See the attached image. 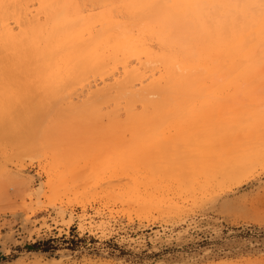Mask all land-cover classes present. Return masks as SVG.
Here are the masks:
<instances>
[{
  "label": "bare ground",
  "instance_id": "1",
  "mask_svg": "<svg viewBox=\"0 0 264 264\" xmlns=\"http://www.w3.org/2000/svg\"><path fill=\"white\" fill-rule=\"evenodd\" d=\"M207 23L212 24L209 27ZM191 25L201 32L204 42L197 43L193 31L190 37L184 33L173 38L172 27L183 33ZM8 51L20 64L27 87L37 88L42 98L38 105L32 103L27 116L15 105L5 108L3 101L0 133L12 132L14 138L27 135L31 139L40 132L44 119L50 117L52 121L50 112H54L53 121L42 134L41 142L48 152H55L48 141L65 130L68 122L97 121L99 104L113 101L116 107L109 114L112 121L124 118L155 123L149 149L171 141L183 145L192 142L194 148L188 151V160H181V167H173L180 160L176 149L179 144L173 149V163L158 167L159 171L169 172L171 180L186 182L191 188L199 176L214 170L212 158L219 157V149L226 155L224 160L238 147L248 152L252 142H258L260 127H264L259 97H251V108L247 110H243V102L236 101L237 95L248 93L246 89L264 84V0H0V54ZM10 82L0 86L8 98L14 91L9 90ZM80 85L87 89V99L73 104L69 94ZM171 93L170 98L163 95ZM156 95L163 98L150 99ZM66 96L63 108L59 99ZM241 131L249 139L242 144L237 142ZM235 137L232 144L227 142V138L230 141ZM143 144L137 150L140 154ZM57 151L58 147L50 163L53 170L60 168L58 161L63 162ZM114 160L113 165L123 159L120 156ZM146 160L139 163L148 164ZM244 165L246 162L224 167L222 173L229 176ZM146 166V170H153ZM64 179L59 175L58 182L51 186L58 189ZM142 179L138 176L133 181L139 189L144 185ZM151 195L139 191L131 196L144 203Z\"/></svg>",
  "mask_w": 264,
  "mask_h": 264
},
{
  "label": "rangeland",
  "instance_id": "2",
  "mask_svg": "<svg viewBox=\"0 0 264 264\" xmlns=\"http://www.w3.org/2000/svg\"><path fill=\"white\" fill-rule=\"evenodd\" d=\"M189 27L183 33L172 27L173 38L184 33L190 37L193 31L197 43L204 42L201 32L195 31L194 25ZM173 50H178V43ZM0 73V86L11 80L9 90H14L9 98L0 91V105L3 101L5 108L15 105L27 116L33 105L40 103L41 92L27 87V78L10 51L0 54ZM246 90L248 93L236 97L245 104L243 110L250 109L251 97L257 96L258 109L264 111V84ZM70 95L73 104H80L87 99V89L77 86ZM163 95L170 98L172 93ZM162 98L150 97L153 101ZM59 101L66 108L67 96ZM120 103L124 106V99ZM115 107L113 101L101 102L97 121L68 122L65 130L48 141L55 152L58 147L57 157L63 161H58L61 165L55 170L50 165L55 152H48L41 142L54 112H50L52 121L44 119L40 132L31 139L0 133V264H264V127L248 152L238 147L233 151L235 156L224 160L226 155L219 149V157L212 158L214 170L199 176L189 188L186 182L171 180L169 172L161 173L158 167L173 163L175 144H179L180 160L173 167H181L194 148L192 142L183 145L171 141L151 150L148 146L155 123L124 118L114 122L109 114ZM241 133L237 142L242 144L249 139L246 132ZM235 139L227 138V142L232 144ZM140 142L144 143L142 154L137 151ZM120 156L123 163L113 165L114 158ZM143 160L153 170H146L149 165L142 164ZM245 162L247 165L229 176L223 175L224 167ZM58 174L65 179L54 189L51 185L58 182ZM138 176L144 182L140 189L134 183ZM139 191L152 194L148 196L151 199L135 201L131 195ZM47 241H52L54 249L44 252Z\"/></svg>",
  "mask_w": 264,
  "mask_h": 264
},
{
  "label": "trees",
  "instance_id": "3",
  "mask_svg": "<svg viewBox=\"0 0 264 264\" xmlns=\"http://www.w3.org/2000/svg\"><path fill=\"white\" fill-rule=\"evenodd\" d=\"M63 241H66V240H63ZM66 242L72 243L73 241L69 240V241H66ZM43 244L45 245L44 250H43L44 252H48L51 249H54V246L52 245V241H47V242H45Z\"/></svg>",
  "mask_w": 264,
  "mask_h": 264
}]
</instances>
